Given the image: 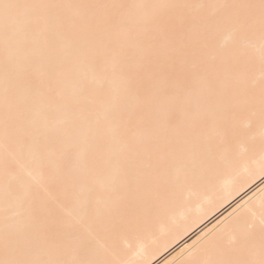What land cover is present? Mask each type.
<instances>
[{
    "label": "bare ground",
    "instance_id": "6f19581e",
    "mask_svg": "<svg viewBox=\"0 0 264 264\" xmlns=\"http://www.w3.org/2000/svg\"><path fill=\"white\" fill-rule=\"evenodd\" d=\"M23 2L134 23L69 33L52 56L36 34L27 52L10 44L7 98L0 38V258L6 234L29 237L34 257L89 264H193L217 240L258 244L264 34L258 8L232 6L260 0ZM114 4L128 7H75ZM24 56L44 86L20 79Z\"/></svg>",
    "mask_w": 264,
    "mask_h": 264
},
{
    "label": "snow or ice",
    "instance_id": "6c2138e0",
    "mask_svg": "<svg viewBox=\"0 0 264 264\" xmlns=\"http://www.w3.org/2000/svg\"><path fill=\"white\" fill-rule=\"evenodd\" d=\"M65 7H72L62 4H40L27 3L23 0H0V38L3 39L6 50L5 62V95L9 94L7 87L9 78V68L7 63V52L10 44H15L18 50L27 52L34 44L31 39L33 34L40 38L43 50L52 56L59 41L71 33L79 38L82 34H92L103 25L122 26L132 24L134 21L126 19L123 15L115 13L110 16L96 17H69L60 14L58 11ZM75 7L91 9L97 7L122 9L126 5H77ZM147 7V6H146ZM159 7H182V6H159ZM232 7H245L259 9L261 31L264 34V0H260L259 5H242ZM177 21L174 18H146L144 24L164 26L174 29ZM23 61L26 67L19 74L20 79L35 88H40L45 84V77L48 73L44 71H34L28 62V57L24 56ZM264 59V56H262ZM148 68L152 72H171L174 67L170 63H159L146 57ZM143 65L137 66V71ZM51 68V64H49ZM47 92L53 94L55 89L49 80ZM261 95L264 98V81L261 84ZM169 120L174 118L173 113L168 114ZM33 243L26 235H21L15 239H10L5 235L4 257L0 258V264H89L86 261H67L54 258H37L32 255ZM193 264H264V217L260 221V234L258 244L255 237L249 233L245 237L232 236L228 243L223 240L211 242L210 252L204 259L194 261Z\"/></svg>",
    "mask_w": 264,
    "mask_h": 264
}]
</instances>
